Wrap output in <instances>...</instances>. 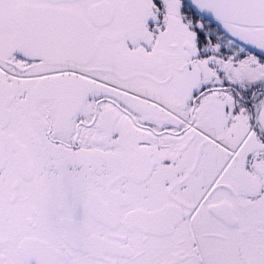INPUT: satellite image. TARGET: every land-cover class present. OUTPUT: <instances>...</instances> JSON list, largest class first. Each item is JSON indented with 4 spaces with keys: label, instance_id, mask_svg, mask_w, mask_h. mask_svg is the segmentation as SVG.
I'll return each mask as SVG.
<instances>
[{
    "label": "snow or ice",
    "instance_id": "snow-or-ice-1",
    "mask_svg": "<svg viewBox=\"0 0 264 264\" xmlns=\"http://www.w3.org/2000/svg\"><path fill=\"white\" fill-rule=\"evenodd\" d=\"M0 264H264V0H0Z\"/></svg>",
    "mask_w": 264,
    "mask_h": 264
}]
</instances>
